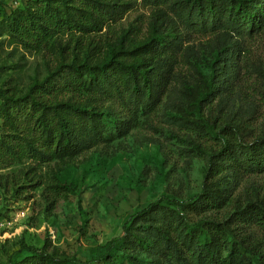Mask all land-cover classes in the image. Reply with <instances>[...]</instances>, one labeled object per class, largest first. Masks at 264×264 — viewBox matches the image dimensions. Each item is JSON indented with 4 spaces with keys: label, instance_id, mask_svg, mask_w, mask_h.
I'll return each mask as SVG.
<instances>
[{
    "label": "trees",
    "instance_id": "trees-1",
    "mask_svg": "<svg viewBox=\"0 0 264 264\" xmlns=\"http://www.w3.org/2000/svg\"><path fill=\"white\" fill-rule=\"evenodd\" d=\"M137 2L27 0L0 20V36L6 34L27 51L52 40L49 49L58 56L46 76L25 92L0 94V169L28 161L36 175L42 164L83 152L108 126L125 131L128 123L118 120L114 106L135 116L160 102L178 63L179 26L157 9L142 35L137 19L117 32L115 24ZM170 7L179 24L198 32L222 29L231 35L247 27L251 34L264 24V0H173ZM222 51V46L216 50L212 64ZM222 70L212 65L209 79L195 83V95L187 94L186 105L198 121L203 106L214 99L213 85L221 86ZM216 134L220 146L209 156L197 196L138 209L118 236L88 257L36 252L6 264H120L122 259L129 264H264V244L251 230L264 232V197L245 202L232 197L234 181L264 173V131L249 141H239L229 126ZM43 189L50 207L68 196L65 185L56 181L48 180ZM227 206L230 212L220 218L218 212ZM142 254L149 260L142 261Z\"/></svg>",
    "mask_w": 264,
    "mask_h": 264
},
{
    "label": "rangeland",
    "instance_id": "rangeland-1",
    "mask_svg": "<svg viewBox=\"0 0 264 264\" xmlns=\"http://www.w3.org/2000/svg\"><path fill=\"white\" fill-rule=\"evenodd\" d=\"M25 1L0 0V20L22 8ZM172 1L138 0L114 28L120 33L137 19L142 35L157 9L165 13L168 23L179 26L181 46L175 74L154 109L133 116L114 106L118 120L128 123L125 131L108 126L80 154L42 164L36 169L41 177L31 175L28 161L0 169V264L36 252L59 258L88 257L98 248L101 252L138 209L164 204L166 199L184 201L200 193L209 156L220 146L216 132L221 127L234 129L239 141H249L264 131V24L251 34L247 27L231 35L222 29L198 32L178 23ZM51 43L27 51L2 34L0 94L19 95L34 80L45 77L58 60L57 53L49 49ZM221 46L223 51L216 65L212 64ZM212 65L223 67V81L220 87L213 85L214 99L203 106L198 121L185 99L187 94L195 95V83L209 79ZM37 179L44 183L37 184ZM48 180L65 185L68 193L53 207L43 194ZM233 186L232 197L241 202L264 197V173L245 175ZM230 210V206L223 208L219 217ZM251 230L264 244V232ZM145 256L140 255L144 262L149 260ZM120 264L129 263L122 259Z\"/></svg>",
    "mask_w": 264,
    "mask_h": 264
}]
</instances>
